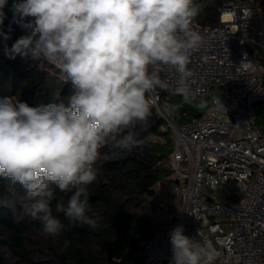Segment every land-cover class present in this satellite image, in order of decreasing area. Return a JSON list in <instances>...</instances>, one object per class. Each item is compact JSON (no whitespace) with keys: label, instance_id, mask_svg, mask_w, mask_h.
<instances>
[{"label":"clouds","instance_id":"obj_1","mask_svg":"<svg viewBox=\"0 0 264 264\" xmlns=\"http://www.w3.org/2000/svg\"><path fill=\"white\" fill-rule=\"evenodd\" d=\"M7 0H0V26ZM201 0H25L13 5L11 24L22 30L12 45L16 55L43 57L71 81L63 100L30 106L0 98V177L26 193L28 214L45 237L60 235L65 224L53 214V185L71 195L55 206L70 224L98 227L89 215L88 186L105 146L131 152L143 141L157 89L180 95L197 110L208 100L191 91L190 56L202 43L193 25L204 10ZM13 31L0 29L10 39ZM174 70L170 89L160 73ZM218 110L227 111L221 96ZM171 264H213L219 253L211 240L202 243L177 226L170 232Z\"/></svg>","mask_w":264,"mask_h":264},{"label":"built area","instance_id":"obj_2","mask_svg":"<svg viewBox=\"0 0 264 264\" xmlns=\"http://www.w3.org/2000/svg\"><path fill=\"white\" fill-rule=\"evenodd\" d=\"M193 28L202 43L190 56L191 91L197 97L215 89L227 111L211 99L203 115L178 123L159 89L150 98L173 135L170 174L149 199L168 214L135 255L139 264H171L170 232L182 225L188 237L213 242V264H264V134L253 108L264 100V61L247 48L264 52V7L227 2L217 24ZM7 41L0 36V45ZM161 77L176 86L174 70ZM165 184L177 202L165 200Z\"/></svg>","mask_w":264,"mask_h":264},{"label":"trees","instance_id":"obj_3","mask_svg":"<svg viewBox=\"0 0 264 264\" xmlns=\"http://www.w3.org/2000/svg\"><path fill=\"white\" fill-rule=\"evenodd\" d=\"M236 1L264 7V0H201L205 7L195 23L217 24L223 5ZM23 2L25 0H7L3 9L6 19L0 29L6 32L11 27L13 31L6 44L0 45V98L11 97L30 106L61 100L67 103L74 89L55 65L43 57L34 60L31 56L16 55L15 59L9 58L13 43L23 35L19 26L11 24L13 5ZM247 48L251 55L264 61V52L258 48L254 52L251 44ZM159 91L167 99L178 123L201 116L207 109L197 110L183 103L182 96ZM215 94L212 89L197 99H207L209 106ZM258 101L262 102V108L255 110L254 105L253 108L256 124L264 134V100ZM137 132V139L143 143L131 152L110 146L100 149L94 165L97 178L88 186L89 215L98 218L96 228L70 224L63 213H56V204L66 205L71 193L53 185V214L61 219L65 229L56 237L43 236L39 222L27 212L29 201L24 189L0 177V264H139L135 251L140 242L158 230L151 214L155 206L149 199L155 182L170 174L173 135L158 115L145 131L137 129ZM150 133L156 138H148Z\"/></svg>","mask_w":264,"mask_h":264},{"label":"rangeland","instance_id":"obj_4","mask_svg":"<svg viewBox=\"0 0 264 264\" xmlns=\"http://www.w3.org/2000/svg\"><path fill=\"white\" fill-rule=\"evenodd\" d=\"M251 44V43H249ZM247 44V46L249 45ZM252 46V49L253 51L255 52V49L256 47L254 45H251ZM160 76H161V73H160ZM162 78V77H161ZM212 90V89H211ZM166 92V91H165ZM171 91H167L166 94H170ZM168 97V96H167ZM200 98V97H199ZM211 104V101L209 102V105ZM254 105V108L255 110H257L258 108H262V102L260 101H254L253 103ZM177 117H179L177 115ZM157 118V114L155 115L154 111L152 110V116L150 117L149 119V125L150 123H152L155 119ZM148 138H156L154 134H149L147 136ZM169 185L168 184H165V192H164V198L165 200L167 201H171L172 203H175V201L177 202L178 201V197H173L170 192H169ZM153 215V217L155 218L156 222L158 225H160V223H162L163 221H165L167 218V214H168V211L166 209H161V208H157V207H154L153 208V211L151 213Z\"/></svg>","mask_w":264,"mask_h":264}]
</instances>
